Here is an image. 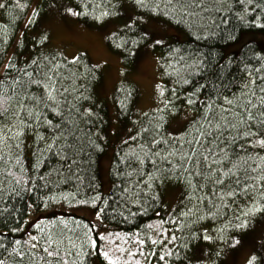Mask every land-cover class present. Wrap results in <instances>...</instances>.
<instances>
[{"label": "trees", "instance_id": "obj_1", "mask_svg": "<svg viewBox=\"0 0 264 264\" xmlns=\"http://www.w3.org/2000/svg\"><path fill=\"white\" fill-rule=\"evenodd\" d=\"M51 1L56 0H42L30 18L33 0H5V7L0 8V95L10 98L9 118L0 127L6 124L11 128L5 132L12 137L22 127L20 120L28 125L19 140L0 143V261L94 264L99 260L110 264L103 255L105 240L94 224L69 211L92 209L124 239L143 241L137 243L138 248L158 264H198L192 255L202 245L212 248L208 264H223V245L245 236L264 214V147L257 145L264 132L245 136L249 129L237 118V127L220 137L224 143L218 141V148L209 137L208 143L198 147L197 156L212 147L218 155L205 153L211 168H206L201 158L199 165L193 159L185 171L179 156L168 154L189 149L188 141L201 128L196 121L206 103L215 101V109L224 96L235 99L241 86L253 79L257 95H262L264 49L250 42L226 58L224 49L245 33L264 34V0H148V8L137 6L135 0H60L70 3L80 13L79 21L88 27L104 28L121 20L129 3L137 15L165 22L186 37L184 42L156 47L162 79L161 102L156 109L135 120L137 86L122 82L114 93L118 118L133 127V134L114 153L109 194L103 191L100 176L111 127L108 106L97 94L103 74L86 53L68 60L51 49L48 34L33 35ZM104 12L109 15L97 19ZM151 40L141 25L133 24L111 35L107 44L122 58L129 74L136 71L138 52ZM33 81L55 85L56 103L36 105L32 97L45 95V89ZM18 101L25 106L19 117L14 115L20 111ZM29 108L33 111L30 119L26 116ZM185 108L196 113L195 120L181 135H170L171 121ZM251 111L264 119L260 116L264 109ZM250 123L251 131H257L258 122ZM154 139L167 143L153 144ZM53 141L55 147L49 150ZM225 145L227 158L223 164L214 163L225 157L220 151ZM221 169L228 176H223ZM217 178H222L223 184L215 183ZM169 184L183 190L182 201L170 213L164 199ZM229 191H235V196H228ZM46 211L53 215L27 226L31 212ZM45 248L54 255L49 256ZM256 264H262L260 256Z\"/></svg>", "mask_w": 264, "mask_h": 264}, {"label": "rangeland", "instance_id": "obj_2", "mask_svg": "<svg viewBox=\"0 0 264 264\" xmlns=\"http://www.w3.org/2000/svg\"><path fill=\"white\" fill-rule=\"evenodd\" d=\"M4 1L0 0V3H4ZM41 2L42 0H33L28 18L31 17ZM68 8L75 11L74 7L68 2L56 0L48 3L45 14L33 35L48 34L51 49L63 54L68 60L73 61L80 53H86L92 65L103 74V80L97 88V94L105 100L108 106L111 127L107 135L110 145L107 153L100 161V176L103 191L109 194L113 188L111 166L114 153L133 134V127L122 124L118 118L114 93L122 82H130L137 86L139 98L134 112L135 120L141 115L156 109L160 105L162 96L160 57L156 53V47L158 45L165 46L174 41L181 43L185 41L186 37L165 22L137 15L129 3H126L123 8L121 20L104 28H92L84 25L79 21L77 15H73L68 11ZM133 24L141 25L152 40L138 52L136 71L128 74L123 68L122 58L109 50L107 41L111 35L127 27L126 25ZM157 40L161 42L156 43ZM250 42H254L264 49V34L255 32L243 34L237 43L224 49V57L226 58L230 54H238ZM195 118L196 113L185 108L179 116L171 121L170 135H181ZM260 139H264V136L257 140L258 146H261L258 143ZM164 199L167 211L172 212L183 199L182 188L175 184L167 185L164 189ZM69 211L87 218L94 224L96 231L105 240L104 252H107L116 264H158L153 261L152 257H146L144 250L138 248L137 243H139V240L132 239L129 242L128 239H124L116 227L105 224L100 214L94 210L72 209ZM52 215L53 213L50 211L40 214L31 212L27 226L31 227L41 223ZM131 245L134 246L129 247ZM211 254L212 248L202 245L196 249L192 255V260L198 264H208L211 261ZM222 255L223 264H247V260L252 255L260 256L262 264H264V214L252 224L245 236L235 237L223 245ZM94 264L102 263L95 260Z\"/></svg>", "mask_w": 264, "mask_h": 264}, {"label": "snow or ice", "instance_id": "obj_3", "mask_svg": "<svg viewBox=\"0 0 264 264\" xmlns=\"http://www.w3.org/2000/svg\"><path fill=\"white\" fill-rule=\"evenodd\" d=\"M171 2V0H169ZM135 4L139 7L142 8H148V0H135ZM5 4L0 3V8H4ZM155 8H159V5H155ZM152 10V9H149ZM68 11L71 12L73 15H79L80 13L75 12L72 8H68ZM109 15V13L104 12L101 14V17H97V19H101L104 16ZM31 23V21H29ZM126 26H131V25H126ZM44 39H47V37H44ZM161 41L157 40L156 43H160ZM262 81V84H264V77L260 78ZM185 83H188L187 80L184 81ZM33 83H36L38 86H41L45 89V95L40 96V97H32V99L35 101L36 105H39L41 103H44L46 106L48 105V101H51L53 104L56 103V95L54 94L56 92L55 85H50V84H43L41 85L39 81H33ZM243 89H248V92H244ZM259 93L262 95H257L256 91V81L250 80L249 83L243 84L241 86V94L239 96H236L235 99H230L227 96L223 97V102L219 105L216 106V108H213V104L215 101H213L211 104L206 103L204 105V110L201 113L200 119L196 121L197 124L201 125V128L204 130L201 131V128H198L197 131V136H194L192 140L188 141L189 144V149L184 152L183 154L176 153V152H169L168 155H178L179 160H180V166L184 167V170H188V165H191L193 162V159H195L196 164L199 165L201 162V158L204 162V165L206 168H211L212 165L208 163L209 156L206 155L205 153H209L211 155H218V153L213 152L212 147L205 148L204 152H201L199 156H197V149L198 147H203V143H208L209 142V137H211V144L214 147H219V143H224V141L220 140V137L224 135V133L227 131L229 134H231V130L233 128L237 127V118L238 122L241 124H244L249 131H246L244 133L245 136H258L262 132H264V119H260L257 116H254L252 114L251 109L260 107L261 109H264V86L259 87ZM252 97L256 98V103L253 102ZM27 98V97H26ZM9 97H5L3 95H0V124L4 120H7L8 117V112L10 109V104H9ZM193 101L188 100V104H192ZM20 111L14 113L17 117L21 113H23L24 105L21 102H17ZM227 105V107L225 106ZM236 109H239L237 111ZM55 111V109H52ZM223 112L224 115H221L220 113ZM33 115V111L31 108H29L26 116L30 119ZM229 116L232 117V119H229ZM260 116L264 117V111L260 113ZM203 121V123H201ZM252 121H257V131H251V128L253 127V124L250 122ZM20 125L22 127L17 128V131L12 137H9L7 135V132H11L12 129L9 128L6 124L0 127V143H4L9 139H15L19 140L20 137L23 136V129L26 128L28 125L25 123L24 120L19 121ZM49 125H51V121H47ZM205 124L207 127L205 128ZM5 129H7V132H5ZM215 133V135H214ZM227 139V137H225ZM232 140H235V137H232ZM219 141V143H217ZM203 142V143H202ZM153 144H158V143H167L166 140H153ZM258 143L261 146H264V139H260ZM16 147L19 148V143H16ZM53 147H55L54 141L48 145L49 150H51ZM220 151L225 153V157H222L219 160L214 161V163L218 164H223V160L227 158V145H225V148H221ZM59 155V153H57ZM156 155H159V152L156 153ZM66 158V157H65ZM74 162V161H73ZM143 163V161H141ZM155 163V161H153ZM170 163V161H169ZM222 171V169L220 170ZM190 175H199V173H189ZM223 176H228V172H223ZM223 179L222 178H217L215 183L217 184H223ZM236 183H240L239 180L236 181ZM235 191H229L227 192L228 196H235ZM205 239H211V237L205 236ZM32 240H36V237L33 236L31 237ZM103 239V237H101ZM175 239V237H173ZM237 243L239 241H236ZM17 244L20 243L19 240L16 241ZM93 245H95V241H92ZM139 243L143 244V241H139ZM153 244L157 243L155 240L152 241ZM32 247H36L35 244L32 245ZM44 252H47L49 256L54 255L53 251H49L48 248L43 249ZM171 255V253H168ZM105 259L110 260V264H116L115 261H112L111 258L108 256L107 252L103 253ZM160 260L164 259V256L161 255L159 257ZM257 261V256L252 255L248 260L247 264H256ZM0 264H3L2 261H0Z\"/></svg>", "mask_w": 264, "mask_h": 264}]
</instances>
